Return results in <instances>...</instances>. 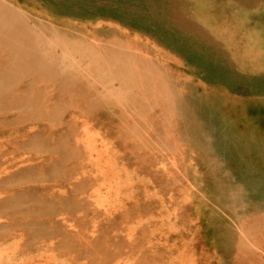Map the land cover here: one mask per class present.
<instances>
[{
  "label": "rangeland",
  "instance_id": "374dc122",
  "mask_svg": "<svg viewBox=\"0 0 264 264\" xmlns=\"http://www.w3.org/2000/svg\"><path fill=\"white\" fill-rule=\"evenodd\" d=\"M6 1L30 21L83 30L109 58L76 62L69 80L3 48L11 36L0 30V264H264V129L247 127L222 99L264 85L254 92L221 73L203 80L215 70L184 48L186 63L172 66L153 43L144 49L139 28L153 24L142 18L70 0ZM101 39L131 55V75ZM148 74L164 77L173 97Z\"/></svg>",
  "mask_w": 264,
  "mask_h": 264
},
{
  "label": "bare ground",
  "instance_id": "6f19581e",
  "mask_svg": "<svg viewBox=\"0 0 264 264\" xmlns=\"http://www.w3.org/2000/svg\"><path fill=\"white\" fill-rule=\"evenodd\" d=\"M26 1L33 2L34 0ZM70 1H73L75 3L82 2L89 6L92 5L90 8L92 11L94 9H97V7H102L101 9L117 12L118 14H127V16H131V18L132 16H134V18H142L145 21L147 27L150 24H153L151 29L144 27L145 25L143 26L144 28H139L141 30L140 32L142 34V37L145 40L143 44L144 49L147 47V45L151 46V43H153L155 45L154 49L159 53L158 55L174 67H177L178 65L183 66L186 63L181 49L184 48L191 51L192 53H195V55H192V57V53L189 55L191 59H201L200 61L208 63L212 66L210 68L215 70L214 74L211 75L204 69L200 77L203 80H216L220 77L221 73V77L222 75L224 76L228 74L236 82H245L239 87L244 88L245 84H247V89H250L254 92L258 90V86L264 85V0ZM35 2L38 5L42 3L38 0H35ZM41 8L47 9L48 11L47 6H41ZM0 14L2 15L3 20V25L0 24V30L2 31L1 33H3L5 30H9L11 36V38H9L3 44V48L7 47L8 49L15 50L20 49L29 52V56H26L25 59H33L35 62V67L40 66L41 68L47 70L49 69V67L51 68L58 66V69L56 71L70 80V78H72V76L70 77V75H72L71 71H73L74 67H77V65H75L76 62L78 64L80 62L86 63L87 58H90L89 60L95 65L101 62L103 58H109L108 55H104V52L101 53V51L103 50L100 46L92 44L90 38L87 36L88 34H83V30L76 29L74 31V29L71 28L61 29L59 27H53L50 24H46L45 20L44 23L42 21L40 22V19L37 18H35V22L30 21L29 16H27L29 14L24 13L23 11L20 12L19 9L14 8L13 5L6 0H0ZM64 15L67 16V14H63L62 16ZM99 20L100 22H103V20L107 21L105 16L99 18ZM7 21H11L14 24V27L8 28V26L10 25L7 23ZM117 21L120 22L119 20ZM137 24L138 23L136 22V25ZM127 29L133 30L136 34L138 27ZM161 29L167 33H170V35L172 36V42L164 43V41L169 40L171 36L168 39L163 38L161 41L155 40V37L151 36L150 32H152V30ZM60 42H62V54L56 56L54 53L52 54V52L54 51L55 46ZM100 42H104L106 46L109 47L114 46L113 50H111L112 53H110V59L126 60L127 62L125 61V63L127 73L125 71L124 74L126 73V76L131 75L132 68L128 64L130 62L131 55H129L128 52H126V56H123V53L118 54V45L116 44V42L111 43L108 39H101ZM171 43H173L176 48L170 45ZM77 45L84 46V49L82 47L73 48ZM74 52H77L78 54L73 55ZM68 53H72L70 59H68ZM90 53H92V57L90 56ZM93 54L95 55L93 56ZM18 59L22 60L24 58L18 57ZM23 62L21 64H24ZM193 64L195 65L194 62ZM193 64L187 62V68L194 69ZM195 67L199 70V67ZM81 68L82 67H80V69ZM83 70L84 68L82 69V71ZM145 70L149 71L148 69ZM133 71L134 78L140 71L138 72L136 71V69H133ZM81 73L79 71L77 74L78 76L83 77ZM164 75L165 74H163V76ZM146 76L147 77H144V79H147L148 83L150 82L149 86L154 84L155 82L158 83L162 81L163 88H161L160 91L163 92L165 96L167 95L168 98L173 97L172 92L168 90V85L164 84V77L162 79L157 78L156 81H152L150 78H148L149 76H151L150 74ZM204 86L206 90L205 94L212 95L213 98H218L220 96L219 92L208 90L210 89V86H208V84ZM32 88L33 85L30 84L28 87H26L25 91L30 92ZM154 89L155 87L147 88L148 91H154ZM175 92L177 91L175 90ZM222 99L224 104L227 105V111L236 114V118H238L247 127L252 128L257 126L264 129L263 92L257 93L256 95L246 99H240L226 93L224 94V96H222ZM79 125L80 129L82 125H84L83 120ZM72 130V127L68 130L70 131L69 137L70 135L72 137ZM86 130L87 129H84V134L80 135V139L86 140V142H88L87 139H91V137ZM89 145L91 144L89 143ZM100 170L101 169H99V171ZM104 171L106 172V170L103 168V174ZM95 173L97 172L95 171Z\"/></svg>",
  "mask_w": 264,
  "mask_h": 264
}]
</instances>
